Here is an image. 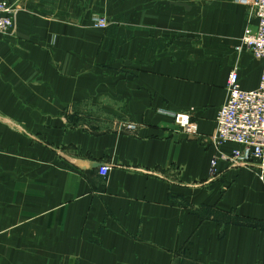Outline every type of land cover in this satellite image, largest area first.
<instances>
[{
	"label": "crops",
	"instance_id": "crops-1",
	"mask_svg": "<svg viewBox=\"0 0 264 264\" xmlns=\"http://www.w3.org/2000/svg\"><path fill=\"white\" fill-rule=\"evenodd\" d=\"M6 1L0 264H264V180L212 140L231 69L260 81L246 2Z\"/></svg>",
	"mask_w": 264,
	"mask_h": 264
},
{
	"label": "built area",
	"instance_id": "built-area-1",
	"mask_svg": "<svg viewBox=\"0 0 264 264\" xmlns=\"http://www.w3.org/2000/svg\"><path fill=\"white\" fill-rule=\"evenodd\" d=\"M242 1V0H237ZM256 20L254 27L246 26L242 45L252 56L261 62L262 72L256 89L246 91L239 86L238 73L233 68L227 79V99L219 108L215 118L212 140L215 145L233 144L235 148L226 158L230 167L249 169L264 180V0H243ZM18 8L6 0H0V34L10 33L15 25ZM94 27L104 28V18H92ZM177 127L189 133L192 122L186 114H175ZM122 129L134 131L132 123L120 124ZM218 158L210 161L209 175L216 171ZM107 165L99 168L106 175Z\"/></svg>",
	"mask_w": 264,
	"mask_h": 264
},
{
	"label": "rangeland",
	"instance_id": "rangeland-1",
	"mask_svg": "<svg viewBox=\"0 0 264 264\" xmlns=\"http://www.w3.org/2000/svg\"><path fill=\"white\" fill-rule=\"evenodd\" d=\"M237 1V0H236ZM248 10L250 11V9H249V7H248ZM97 17H100L99 15H93L92 16V18H97ZM100 18H104V17H100ZM105 19V18H104ZM178 114H186V115H188L189 117H190V120H191V122H192V118H191V115L188 113V112H181V113H178ZM174 117V116H173ZM173 123H174V125H176L177 126V124L175 123V119L173 118ZM192 125H193V122H192Z\"/></svg>",
	"mask_w": 264,
	"mask_h": 264
},
{
	"label": "bare ground",
	"instance_id": "bare-ground-1",
	"mask_svg": "<svg viewBox=\"0 0 264 264\" xmlns=\"http://www.w3.org/2000/svg\"><path fill=\"white\" fill-rule=\"evenodd\" d=\"M107 27V25L104 27V28H106ZM95 28H98V27H95ZM104 28H100V29H104ZM242 39H243V36L241 37V43H242ZM251 53V52H250ZM236 70H237V68L236 67H234ZM233 69V68H232ZM231 69V70H232ZM240 86V85H239ZM242 89V88H241ZM217 116V115H216Z\"/></svg>",
	"mask_w": 264,
	"mask_h": 264
}]
</instances>
